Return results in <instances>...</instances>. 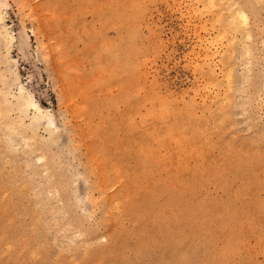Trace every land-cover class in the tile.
<instances>
[{
  "label": "rangeland",
  "instance_id": "374dc122",
  "mask_svg": "<svg viewBox=\"0 0 264 264\" xmlns=\"http://www.w3.org/2000/svg\"><path fill=\"white\" fill-rule=\"evenodd\" d=\"M0 3V264H264V0Z\"/></svg>",
  "mask_w": 264,
  "mask_h": 264
},
{
  "label": "bare ground",
  "instance_id": "6f19581e",
  "mask_svg": "<svg viewBox=\"0 0 264 264\" xmlns=\"http://www.w3.org/2000/svg\"><path fill=\"white\" fill-rule=\"evenodd\" d=\"M1 4L2 3H0V6H1ZM2 6H3V4H2ZM1 6V7H2ZM8 37V36H7ZM21 90V89H20ZM21 92V91H20ZM23 96V95H22ZM24 97V96H23ZM26 97V96H25ZM34 101V100H33ZM26 102V101H25ZM35 102V101H34ZM27 104H29L28 102H27ZM31 104V103H30ZM31 106V105H30ZM33 108V107H32ZM33 109H35V111L37 112V113H40V115H41V113L43 112V110H42V108L41 107H39V106H37V105H34V108ZM43 115V114H42ZM52 122V121H51ZM50 125V124H49Z\"/></svg>",
  "mask_w": 264,
  "mask_h": 264
}]
</instances>
